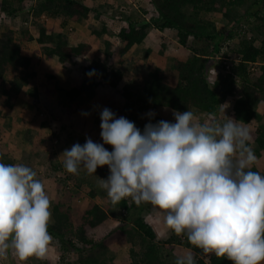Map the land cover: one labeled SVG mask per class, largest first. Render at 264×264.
Listing matches in <instances>:
<instances>
[{"label": "trees", "instance_id": "1", "mask_svg": "<svg viewBox=\"0 0 264 264\" xmlns=\"http://www.w3.org/2000/svg\"><path fill=\"white\" fill-rule=\"evenodd\" d=\"M31 1L35 3L29 5L28 0H0V16L13 19L21 16L26 22L32 15L41 54L48 60L55 59L56 67L63 71H67L76 59H90L94 47L89 41L81 40L73 44L68 33L54 34L46 26L45 20L42 22L40 19L46 16L59 21L64 29L70 22H83L91 17L98 20L107 8L112 7L109 0H102V3L99 0L91 5L84 0ZM150 6L148 10L141 6V11L131 15L113 8V16L119 17L122 24L115 35L107 31V19L99 30L92 28L93 36L101 39L110 35L119 41V45H115L111 39L104 40L103 59L91 58L81 73L87 79L78 84L70 83L69 86L59 83L57 75L60 69H55V72L51 70L47 81L40 82L39 74L43 72L38 70V60L23 54L17 31L8 29L3 32L0 35V81L4 89L0 95L5 100L0 103L1 106L13 109L26 90L37 107L41 102L39 88L45 85L47 96L54 97L59 92L64 96L58 111L53 110L48 102L43 112L42 109L37 110L39 114L47 115L42 127L63 132L74 127L73 118L79 112L80 102L83 104L86 98L92 99L94 90L104 82L113 89L104 103L105 108L117 111V118H127L141 132L147 123L155 124L161 120L160 115L150 118L148 113L151 110L164 109L172 113L173 110L181 113L189 110L201 123L210 122L213 118L220 122L222 112L226 110L230 118L248 128L251 136L249 146L257 162L264 159V0H150ZM20 26L22 37L33 41L28 26ZM151 31L158 34L155 46L159 49L156 53L165 52L176 38L179 48L187 55L150 70L141 86L132 83L119 89L125 79V71L116 68V64L123 65L125 56L134 47L139 50L143 48L142 55L145 59L149 58L153 51L146 46V42L150 39ZM159 33H169L175 38L160 37ZM227 42L230 46L224 56L239 61H232L231 71L226 76L210 77L212 66L224 67L223 61H216L213 57L220 54ZM92 70H95L94 73ZM64 114L68 115L65 121ZM94 122V125L101 123L100 114L95 116ZM30 136L29 132L26 133L25 139ZM2 137L0 129V162L15 165V159H21L28 166L29 157L36 155L35 150L29 153V157L26 151L17 156L4 147ZM56 137L54 140H59V143L54 152L63 153L68 149L65 143L61 144L65 137ZM33 147L36 152L43 148L35 144ZM257 162L252 171L258 172ZM53 171L66 175L59 182L66 184L67 189H74L78 193L82 191L84 184L79 180L77 182L76 178L84 176L85 172L79 171V175L68 173L64 168V158L63 161H56ZM101 172L105 180L110 175L108 167L104 166L103 170L97 168L96 173L90 176L88 195L91 202L79 220L74 219L65 201H54L53 221L49 223L48 231L60 244L61 264H118L116 260L119 255L110 250L117 243L128 249L127 261L121 264H175L179 258L175 252L181 247L194 255L197 264H233L227 257L203 253L188 241L186 234L177 236L169 229V236L159 240L145 217L154 210V206L150 203L137 205L130 197L113 204L107 191L100 186L98 178L101 179ZM68 182L75 183L70 187ZM98 198H103V205L96 202ZM114 222L116 225L113 226Z\"/></svg>", "mask_w": 264, "mask_h": 264}, {"label": "clouds", "instance_id": "2", "mask_svg": "<svg viewBox=\"0 0 264 264\" xmlns=\"http://www.w3.org/2000/svg\"><path fill=\"white\" fill-rule=\"evenodd\" d=\"M172 114L175 123L149 122L141 132L104 108L103 144L91 138L73 144L61 154L64 168L79 175L81 168L95 174L107 166L108 178L98 179L113 204L129 197L137 205L150 203L175 235L186 234L203 253L233 264H264V176L251 170L257 157L248 128L225 113L223 123H201L189 110ZM50 209L31 168L0 162V258L12 250L21 262L46 260L53 244ZM175 264L197 261L187 254Z\"/></svg>", "mask_w": 264, "mask_h": 264}, {"label": "rangeland", "instance_id": "3", "mask_svg": "<svg viewBox=\"0 0 264 264\" xmlns=\"http://www.w3.org/2000/svg\"><path fill=\"white\" fill-rule=\"evenodd\" d=\"M84 1L91 5V4H94V2H98L99 0H84ZM120 1L121 0H109L110 5L112 7L106 9V11L104 12V15L102 16L101 19L97 20L95 17H91L90 19L83 21L82 25L79 28V35H81L80 40H87L94 47V53H93V56L91 57L92 59H95V58L97 59L98 57L103 55V51L105 49L104 48L105 47L104 46L105 45L104 40H110L111 39V41H113V43L115 45H119V41L117 39H115V37H110V35H105L103 38L100 39L98 37L93 36V34H92V28H95L98 30L100 28H102L103 23H105L104 22L105 19H107V22H108L107 31L109 33L114 34V35L116 34V32H118V30L120 29V26H122V24L120 23L119 17L117 19V17L113 16L112 8H114L113 10L121 9V12L125 13L126 15H128V14L131 15L137 11H141V6L143 8H145L146 10L150 9V7H151L150 6V0H125V2L123 1L124 4L122 1L121 2ZM28 2H29V5H31V3H35V2H32L31 0H28ZM99 3H102V0ZM216 17L219 20L224 21L221 18V16L216 15ZM49 22H50V24L46 25V26H49L48 29H50L51 26L55 27L56 25H58L59 21H55V20L53 21V20L49 19ZM68 25L70 26L71 24H68ZM58 31H57V27H56L53 29L52 33L57 34ZM74 32H75V30L73 32L72 31L69 32V35L71 38L76 37L75 36L76 34ZM164 35H168V34L166 33ZM160 37H163V35H160ZM165 37H168V36H165ZM170 37L172 38L174 36L172 34H170ZM157 38H158V34L153 33V31H151L150 32V39H148L149 42L147 41V46L150 49H152L153 52L149 58L145 59L144 56L142 55L141 51L143 50V48H140V50L133 48L129 52V54H127L125 56L124 59H126V62H124L123 65L118 64V63L116 64V68H120V69H123V71H125V77H124L125 79L120 84L119 89L123 88V86H126V85L129 86L128 84H132V83L136 84V86H141V84L143 83V80L146 78V76L150 70L151 71L154 70L157 66H159V67L165 66L164 63L170 64V61H172L174 59H183V58H185V54L187 55V53L185 51H183L182 48H179L175 37H174L175 39L173 40L175 42L172 44H169V47L165 52H163V53L160 52V54L156 53L159 49V47L157 48L155 46L158 43ZM73 41H75V43H78L77 40H73ZM138 50H139V52H138ZM87 61H88V59H86V60H82V59L75 60L73 65L69 66L67 71H63L62 68L56 67V69H60L59 70L60 72L62 71L61 74H58L61 81L63 82L66 80V85L69 86L70 83L76 84V82L79 81V79L81 81L86 80L87 78L85 76L81 75V73H82L83 67H85V65L90 62V61H88V62ZM41 70L43 73L39 74L40 75L39 76L40 82H46L47 78H44V77L46 76L45 73H48V70L45 67H42ZM11 78H12V76H11ZM100 85H101L102 89L105 88L108 91H107V95H106L104 90H98V88L96 90H94V94H96V93L99 94L100 92L103 94V91H104V95H102L100 93V96H98L97 98H94L95 103L92 104L94 107L93 110L97 111V114H96V112L94 113V115H97L96 117H98L100 114V113H98V111L99 110L102 111V109L105 108L104 103H105L106 99L109 98V96L113 93V89L109 85H106V83L101 82ZM44 86L45 85H41L39 88V92L41 95V102L37 105V108L42 109V112H43L45 110L46 102H48L49 106L51 108H53V110L58 111V107L60 106V104L63 101V96H64L63 93L61 94L59 92L54 97H49L46 95V87H44ZM56 96H58V98ZM83 101H84V99L82 100V102ZM91 101H92V99L89 100L88 98H86V100L83 102V104H81V102H80L78 110L83 111V108L85 107L84 105L87 104L86 102L90 103ZM0 106H1V104H0ZM56 108H57V110H56ZM87 109H88V110H86L87 113H85V111H83L84 114H88V111L90 110V108H87ZM111 111L114 113L117 112L115 110H111ZM150 112L154 113L155 116L160 115L161 120H167L171 123L175 122L173 120L174 116H173L171 111H166V110L162 109L159 111L151 110ZM224 113L226 116H228L226 110L223 111L222 117H220V119H219L220 123H223L225 121ZM56 114H58V112H56ZM116 116H117V114H116ZM7 118H8V116L2 110V112L0 113V123L4 122ZM66 118H68V115L64 114L63 115L64 121L66 120ZM70 118H72V117L70 116ZM75 118H76V115H75L74 119ZM79 121L82 124L80 123V125H79L78 124ZM87 121L86 120H75L74 127L72 129L67 128L63 132H60L59 130L56 131V128L52 129L50 127L49 128L45 127L48 130H47L46 135L44 136L43 144H45L46 146L47 145L50 146V148H49L50 151L44 152V150L43 151L39 150L36 152V149L34 147H32V149L30 151L27 149V147L22 150L23 153H25V151H26V153L28 152L27 153L28 157L30 155L29 153L31 151L35 150L36 155L34 156L32 154L29 157V159H32V162H31V160H29L30 162L28 163V167L31 168L36 173V179L40 180L43 183L44 190H45L46 194L49 196L50 201H51V209H50L51 212L53 209L54 201L56 199H62L63 201H65L70 206L72 215H73L75 220L76 219L79 220L81 213L86 209V207L91 202V198L88 195L89 191H90V180L89 179H90V176H92L93 174H88L85 169L81 168L79 171L85 172V175L79 176L78 178H76V181L79 180L84 184L82 191L78 193L77 191H73L74 189H72V188H71L72 190L67 189L66 184L63 185L59 182V180L61 178L64 179L66 177V175H63L61 172L54 173V171H53V165L56 163V161H58V160L63 161V158L61 156L62 152L58 151V153L55 154L54 149L51 146L53 145V143L55 141L54 139L57 138L56 136H60L59 138H61V139H63L62 136L65 137V139L61 141V144L65 143V145L67 146L68 149H70L72 147V145L75 143H79V144L83 145L85 143L86 139L80 141L79 136H78L80 134H78V132L83 133V130H86V126H85L86 124L85 123L83 124V122H86L88 124ZM89 123H91V122H89ZM93 123H95V122H93ZM63 124H66V123L63 122ZM99 125L100 124H97V127ZM72 130L74 133H71ZM100 130H101V128H100ZM87 132H86V134H87ZM66 136H67V140H66ZM26 138L29 141L24 139L25 142H27V143L29 142L30 145H33V144H35V141H38V143H37L38 147L41 148L40 142L37 139L39 137H37L35 139V141L32 139V136L30 138H28V137H26ZM98 138L100 139V141H102L101 135ZM104 147L109 152L113 151V148L111 145H109V146L106 145ZM21 164H23V163H21ZM256 167H257L258 173L261 174L262 176H264V159L261 158L260 160H258ZM103 169H104V167H101V170H103ZM99 175H101V179H105L103 172H101ZM73 183H75V182H73ZM73 183L68 182V185L71 187ZM96 202L100 205L104 204L103 198L102 199L98 198L96 200ZM145 217H146V220L149 222V224L156 231L159 240L166 239L169 236V228L166 226L163 213L158 215L157 210H152L149 214L145 215ZM50 223H52V222H50ZM114 225H116V222L113 223V226ZM60 248H61L60 244L56 240L53 239V244L50 247L49 255H48V258L46 260H39V259H36L33 257V258H30L29 260H27L26 262H21L15 256L13 251L9 250L8 258L7 259L0 258V264H61L60 262L62 261V254H61ZM110 248L112 251H116V252L118 251L116 254H118L119 256H118V259L116 260V263L121 264V263H124L125 261H127L128 249L126 246H123L121 243H117L115 245H112ZM175 254H176V256H178L180 258L182 256L187 255L188 253H187V251L185 252V249H183L181 247V248L177 249Z\"/></svg>", "mask_w": 264, "mask_h": 264}, {"label": "crops", "instance_id": "4", "mask_svg": "<svg viewBox=\"0 0 264 264\" xmlns=\"http://www.w3.org/2000/svg\"><path fill=\"white\" fill-rule=\"evenodd\" d=\"M113 9V8H112ZM33 16L30 15V19H27L25 20L26 22H23L24 20L22 19L21 16H18L16 19H13L11 17H8V16H0V35L5 32L6 30L8 29H13V30H16L17 33H18V39L21 43V46H22V52L24 55L26 56H30V57H34L35 59L38 60V63H39V67H38V70L42 69V67H45L47 70H48V73H45L46 76L44 78H47L49 76L51 72V70H53V72H55V69H56V60L55 59H46L45 56H43L40 52L41 50V46L36 42V39H37V31L34 26H33ZM42 22L43 20H45L46 25L50 24L49 22V19L46 18V16L42 17L40 19ZM26 23V24H25ZM83 22H70L69 24H71L70 26L68 25L65 29L61 27V23L58 22V25H56L55 27H50V31H53L54 28L57 27V33H62V32H65V33H68L70 31H74L75 30V36L74 38H71L70 35V41L73 43V44H76L75 41L73 40H77V42H80V38H81V35H79V28L80 26L82 25ZM26 25L28 26V33L31 37H33V41H28L26 38H23L22 37V33H21V29H20V25ZM49 28V26H48ZM26 31V30H24ZM78 34V35H77ZM160 35H163V36H170L169 33H167L168 35H164V34H161L159 33ZM80 40V41H79ZM148 41V40H147ZM149 42V41H148ZM147 44V42H146ZM147 46V45H146ZM135 48V47H134ZM93 53H94V50L93 52L91 53L92 55L90 56V59H88V61L91 60V57L93 56ZM129 54V53H128ZM103 59V55H101L100 57H98L97 59L95 58L94 60H102ZM76 60H80V59H76ZM87 61V62H88ZM124 62H126V59H124ZM37 70V72H38ZM50 72V73H49ZM40 73V72H38ZM58 73H62V71H58ZM57 73V74H58ZM58 77V80H59V83L63 84V83H66V80L65 81H61L60 77L57 75ZM40 80V79H39ZM80 79L79 81L76 82V84L80 83ZM82 82V81H81ZM58 83V84H59ZM4 89V86L1 84V81H0V94H1V91ZM98 90H104L105 91V94L107 95V89H102L101 86ZM104 91H103V94L104 95ZM40 93V92H39ZM100 93L99 94H95V96H93L92 98V101L90 103L87 102V104H85L84 108H83V111H85V113H87L86 110H88L87 108H90V110L88 111V114H84L83 111H79L77 114H76V118L74 120H88L87 122H91L88 123L87 127H86V130H83V133L82 132H78V135L79 136V139L80 141L81 140H85L86 138H91L95 143H99V144H103V140L100 141V139L98 138L100 136V133H101V130H100V125L97 127V125H94L93 122H94V118L95 116L97 115H94V113L96 112L97 114V111L93 110V105L95 103V100L94 98H97L98 96H100ZM5 98L3 95H0V103L1 102H4ZM40 101H41V95H40ZM39 108L35 107L33 105V99L28 96L26 94V90L22 92V94L20 95V98L16 104V106L13 108V109H9V108H6V107H3V106H0V111L2 112V110L4 111V113L8 116V118L4 121V122H1L0 123V129L3 133V145L4 147H6L8 150H11L13 151L17 156L23 154V149L27 147V149L30 151L33 147V145H30L29 143L25 142V136H26V133H30V135L32 136V139L35 141V139L37 137L39 142H40V146L43 148L40 149V151H43L46 152V151H50L49 148L50 146H46L45 144H43V141H44V136L46 135L47 133V130L46 128H43L42 127V123L44 122L45 120V117L47 116L46 114L44 113H38L37 110ZM40 110V109H39ZM167 111V110H166ZM0 112V113H1ZM83 112V113H82ZM101 110L98 111V113H100ZM80 121H79V125H80ZM87 124L86 122H83V124ZM82 124V123H81ZM83 126V125H82ZM99 129V130H98ZM88 131V132H87ZM87 132V134H86ZM71 133H74V132H71ZM76 135V134H75ZM30 136V137H31ZM62 138H64V136H62ZM65 139V138H64ZM62 141V140H61ZM27 143V144H26ZM38 141H35V144H37ZM59 143V141L57 142H54L53 145L51 146L52 148H54V150H56V145ZM107 144H104V146H106ZM109 146V145H108ZM48 147V148H47ZM28 153V152H27ZM55 154L57 153L56 151L54 152ZM45 155V154H44ZM36 158V157H35ZM37 159V158H36ZM16 160V164H21L23 163L21 161V159H15ZM31 160L32 162V159H29ZM111 250V248H110ZM112 251V250H111ZM115 255L116 251H112Z\"/></svg>", "mask_w": 264, "mask_h": 264}, {"label": "built area", "instance_id": "5", "mask_svg": "<svg viewBox=\"0 0 264 264\" xmlns=\"http://www.w3.org/2000/svg\"><path fill=\"white\" fill-rule=\"evenodd\" d=\"M229 44H230L229 42L225 43L220 54L214 56L216 61H220V60L223 61L224 67H217L216 65L214 67L212 66V68L209 71V74L211 76H214V77L215 76L220 77L221 75L226 76L227 73L229 71H231L232 61H235V62L239 61V59H237V58H235L234 60H230L224 56V54L227 52V50H226L227 47L230 46Z\"/></svg>", "mask_w": 264, "mask_h": 264}, {"label": "bare ground", "instance_id": "6", "mask_svg": "<svg viewBox=\"0 0 264 264\" xmlns=\"http://www.w3.org/2000/svg\"><path fill=\"white\" fill-rule=\"evenodd\" d=\"M96 200V199H95Z\"/></svg>", "mask_w": 264, "mask_h": 264}]
</instances>
